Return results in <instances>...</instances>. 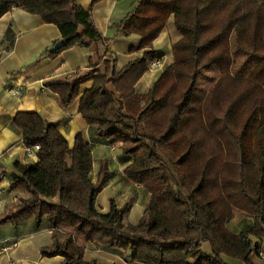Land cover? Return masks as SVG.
<instances>
[{
	"label": "trees",
	"instance_id": "1",
	"mask_svg": "<svg viewBox=\"0 0 264 264\" xmlns=\"http://www.w3.org/2000/svg\"><path fill=\"white\" fill-rule=\"evenodd\" d=\"M99 1L83 8L77 0H0V18L19 7L54 24L62 44L45 52L55 56L105 40L92 18ZM170 16L180 34L173 62L138 93L136 83L161 57L153 41ZM112 26L117 34L139 35L129 48L137 58L111 73L106 61L82 93L85 76L47 88L63 107L79 98L96 136L119 143L131 158L123 176L149 195L141 218L126 222L130 204L118 207L113 198L108 212L98 210L96 197L112 172L102 159L92 181V149L80 132L70 146L39 113L18 112L14 122L24 144L40 148L36 162L14 164L11 188L28 195L0 222L16 226L33 216L39 227L46 221L53 242L41 253L62 256V264H98L84 260L86 242L126 251L143 264H253L264 236V0H136ZM13 42L8 30L3 50ZM209 73L212 81L200 85ZM236 212L253 221L238 234L227 228Z\"/></svg>",
	"mask_w": 264,
	"mask_h": 264
},
{
	"label": "crops",
	"instance_id": "2",
	"mask_svg": "<svg viewBox=\"0 0 264 264\" xmlns=\"http://www.w3.org/2000/svg\"><path fill=\"white\" fill-rule=\"evenodd\" d=\"M77 1L83 8H88L91 0ZM135 1L101 0L96 3L92 8V18L105 40L91 43L88 47L73 46L55 56H49L45 52L52 50L57 41H62L54 24L45 23L39 16L19 7L12 8L0 18V215L8 214L21 198L28 195L21 187L11 188V181L15 176L14 164L34 163L38 160L37 154L28 155L25 152L22 133L15 124L14 117L18 112H37L54 123L70 146L75 133L82 134L91 145L92 172L95 169V156L98 169L100 160H107L112 176L102 190L109 187L111 192L108 197L103 195L98 201L102 190L99 192L96 197L98 210L108 212L111 198L118 207L129 203L122 197L128 194L132 202L129 203L125 221L135 224L141 218L149 195L141 186L131 184L123 178V170L131 163V158L121 153L119 143L112 144L109 140L96 136V126L87 124L79 112V98L63 107L58 96L47 88L52 82L85 76L86 79L80 86L82 93L92 85L90 73L94 70L104 72L106 61L109 62L111 73L137 58L139 52H130L129 48L137 46L139 35L117 34L116 28L112 26L125 16ZM8 30L13 32L14 42L10 50L4 51V37ZM179 38L180 34L175 29L173 17L170 16L165 28L153 41L154 51L161 56V65L148 69L141 76L135 85L138 93H146L163 70L173 62L172 44ZM18 87L20 92L16 95L9 91ZM111 161L113 165L110 164ZM95 180L96 176L92 181ZM252 224V218L236 212L227 228L238 234L242 230H248ZM67 230L68 227H63L61 233ZM76 239L78 242L82 241L78 235ZM59 241H62V237H59ZM52 242V231L46 221L39 227H35L33 216L16 226L10 222H0V264H62V256H45L41 253ZM258 242L259 251L264 253V236ZM84 245L83 258L86 262L96 260L98 264H143L130 261L128 252L123 250L106 248L97 242H86ZM3 247L6 249L3 250ZM251 261L253 264H264V257L253 255Z\"/></svg>",
	"mask_w": 264,
	"mask_h": 264
},
{
	"label": "rangeland",
	"instance_id": "3",
	"mask_svg": "<svg viewBox=\"0 0 264 264\" xmlns=\"http://www.w3.org/2000/svg\"><path fill=\"white\" fill-rule=\"evenodd\" d=\"M214 73H209L208 75H205V74H202L201 76H200V85H202V86H205L204 84H203V82L204 83H207V81H212V79L214 78ZM116 161L118 160V159H115ZM115 161V162H116ZM94 164H95V169H94V172H92V179L96 176V172H97V170H98V167H97V165H98V160H97V157L95 156V160H94ZM110 164H112L113 165V163H112V161L110 162ZM115 164H117V163H115ZM117 175V172H115V176ZM126 181H128L129 183H131L132 184V182H130L129 180H127L125 177H123ZM110 192H111V189L108 187V188H106V189H104V190H102V192H100V194H99V196H98V201L101 199V197L104 195V196H106V197H108L109 195H110ZM116 194V193H115ZM114 196V195H113ZM123 197V200H127L129 203L130 202H132L131 200V198L128 196V194H125V195H123L122 196ZM99 203V202H98ZM203 248H204V250L206 251V252H209V246H208V244H204V246H203Z\"/></svg>",
	"mask_w": 264,
	"mask_h": 264
},
{
	"label": "built area",
	"instance_id": "4",
	"mask_svg": "<svg viewBox=\"0 0 264 264\" xmlns=\"http://www.w3.org/2000/svg\"><path fill=\"white\" fill-rule=\"evenodd\" d=\"M160 65H161V61H160V59H159V58H155V59L151 62L150 66H149V69L157 68V67H159ZM9 91H10L12 94L16 95V94H18V93L20 92V88H19V87H18V88H11V89H9ZM39 148H40L39 144H33V145H31V146L25 145L24 150H25V152H26L28 155H36V154H37V151L39 150ZM2 249L5 250L6 247H3ZM259 256H260V257H264V253H263L262 251H259Z\"/></svg>",
	"mask_w": 264,
	"mask_h": 264
},
{
	"label": "water",
	"instance_id": "5",
	"mask_svg": "<svg viewBox=\"0 0 264 264\" xmlns=\"http://www.w3.org/2000/svg\"><path fill=\"white\" fill-rule=\"evenodd\" d=\"M61 44H62V41H57V42L53 45V47H52L51 49H52V50L57 49V48H59V47L61 46Z\"/></svg>",
	"mask_w": 264,
	"mask_h": 264
}]
</instances>
